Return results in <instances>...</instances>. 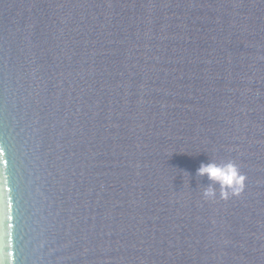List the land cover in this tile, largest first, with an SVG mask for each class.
Wrapping results in <instances>:
<instances>
[{"label":"water","instance_id":"1","mask_svg":"<svg viewBox=\"0 0 264 264\" xmlns=\"http://www.w3.org/2000/svg\"><path fill=\"white\" fill-rule=\"evenodd\" d=\"M0 264H264V0H0Z\"/></svg>","mask_w":264,"mask_h":264},{"label":"clouds","instance_id":"2","mask_svg":"<svg viewBox=\"0 0 264 264\" xmlns=\"http://www.w3.org/2000/svg\"><path fill=\"white\" fill-rule=\"evenodd\" d=\"M196 176L206 177L208 184L204 188L202 196L205 199H214L215 186L220 189V197L228 199L230 196L239 195L244 188V175L240 174L237 166L229 161L224 164L215 162L201 163L196 169Z\"/></svg>","mask_w":264,"mask_h":264}]
</instances>
